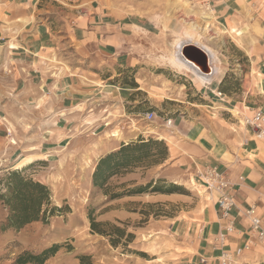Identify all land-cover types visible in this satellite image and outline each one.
Returning a JSON list of instances; mask_svg holds the SVG:
<instances>
[{
  "label": "rangeland",
  "instance_id": "rangeland-1",
  "mask_svg": "<svg viewBox=\"0 0 264 264\" xmlns=\"http://www.w3.org/2000/svg\"><path fill=\"white\" fill-rule=\"evenodd\" d=\"M26 1L12 0L3 9L5 0H0V193L6 191L8 173L19 170L46 184L51 191L48 207L60 210L20 229L2 230L8 209L0 202V264H17L19 255L40 254L54 245H59L57 252L44 264H175L181 256L182 239L172 226L200 211L209 196L207 188L193 179L194 172L178 168L177 172L164 173L169 151L162 155L155 145L151 151L154 156L112 176L104 188L93 185V173L103 156L104 142L119 139L112 133L122 136L142 126L151 135L131 142L144 138L162 142L167 148L183 145L185 136L173 126V119L183 112L191 116V111L159 96L156 104L129 105L128 112L137 116L130 115L122 123L117 120L116 106L113 113L108 112L111 108L107 102L87 96L80 105L63 111L66 119L58 120L61 100L46 94L41 72L51 68L53 78L58 79L68 68L58 53L48 55L40 48H22L21 40L25 26L36 28L43 16L54 17L63 7L52 0H38L37 4ZM109 1L119 15L129 14L156 25L151 27L156 32L150 28L151 34L144 37L147 42H140L135 55L147 76L162 73L169 92L168 81L176 74L170 60L177 35L165 26L170 22H181L182 29L188 22L210 25L213 6L208 0ZM239 3L242 6L235 23L245 29L240 38L223 29L211 40L198 36L225 55V59L221 56L227 69L225 89L235 100L233 106L225 103L219 107L217 101L210 107L193 106L194 116L205 109L211 116L209 123L219 132L224 127L220 118L233 123L231 128L240 125L246 130L242 121L246 107L264 105V98L253 92L256 78L260 83L264 70V0ZM209 12L211 17H206ZM257 99V105L250 104ZM149 111L156 113L153 121L145 118ZM168 119H172L169 126ZM140 187L145 192H129ZM155 187L160 191H152ZM115 194L123 196L112 198ZM91 218L98 223L96 230Z\"/></svg>",
  "mask_w": 264,
  "mask_h": 264
},
{
  "label": "crops",
  "instance_id": "crops-1",
  "mask_svg": "<svg viewBox=\"0 0 264 264\" xmlns=\"http://www.w3.org/2000/svg\"><path fill=\"white\" fill-rule=\"evenodd\" d=\"M11 1L5 0L2 3L3 9ZM37 1L34 0V4H37ZM52 1L63 7L61 13L54 17L42 15L36 23V28L27 24L30 27L25 26L21 47L31 50L35 48V51L40 48L43 54L48 55L52 52L58 53L68 68L62 78L58 79L53 78L51 68L41 72L46 94L61 100L56 113L57 119H66L67 114L63 111L80 105L87 96L107 102L105 104L111 108L108 112L113 113L112 109L116 106L119 109L117 120L122 123L128 120L130 115L133 118L137 116L136 113L128 112L129 105L145 104L147 101L156 104L159 96L181 109H189L191 116L183 112L173 119V126L186 140L180 146L169 145V161L166 162L164 173L177 172L178 168L188 172L191 170L197 184L206 187L201 178L205 168L216 166L225 172L234 185L236 206L230 218L234 230L226 235L224 243L218 240L227 220L221 217L217 195L208 191L209 196L200 211L190 214L189 219L183 218L175 222L172 226L178 235L181 234L179 236L182 239L179 243L181 256L175 260V264H219L217 257L222 249L234 250L247 241H253V244L239 260L248 264H264V241L252 233L249 219L244 214L245 209L255 205L264 224V140L254 138L240 125L231 128L230 124L233 123H228L224 118L219 120L224 121L220 124L224 127H221L220 132L215 131V126L209 123L212 121L211 116L204 108L194 116L193 106L210 107L211 103L215 104L216 101L219 102V107L225 103L233 106L235 100L226 91L224 83L227 69L222 57L225 59V55L208 44L218 57L217 63L212 59L215 73L211 82H203L193 71L174 66L176 74L169 79L170 90L167 92L165 88L168 83L162 78V73L159 71L154 73L153 77L147 76L146 69L138 67L140 62L135 55L142 46L140 42H147L144 37L151 34L150 28L156 27L154 23L138 21L129 14L119 15L115 4L109 0ZM239 1L243 2L207 1V4L214 8L211 26L209 25L211 32L215 31V28L220 31L224 26L237 27L235 16L242 6ZM165 27L175 33L177 39L188 30L187 24L182 29L181 22H170ZM151 29L156 32L154 28ZM217 70L220 74H217ZM128 74L132 75V79ZM261 74L260 83L256 78L253 92L257 97L261 95L264 98L262 69ZM250 104L257 105L258 99ZM250 108L252 107H246L245 114L252 113ZM142 128L138 126L137 131L130 129L123 132L119 139L104 142L101 155L117 149L123 143L131 142L136 137H149L151 132ZM202 258H205L206 262H202Z\"/></svg>",
  "mask_w": 264,
  "mask_h": 264
},
{
  "label": "trees",
  "instance_id": "trees-1",
  "mask_svg": "<svg viewBox=\"0 0 264 264\" xmlns=\"http://www.w3.org/2000/svg\"><path fill=\"white\" fill-rule=\"evenodd\" d=\"M160 147V154H167V146L159 141L141 138L137 142L123 143L118 149L103 155L93 173V185L104 188L109 179L123 170H128L133 165L148 160L154 156L151 153L153 146ZM154 161V160H153ZM6 191L0 193V202L8 209V215L1 229H20L25 225L38 221L57 207L49 208L51 204V191L49 187L32 178L26 177L19 170L8 173L6 177ZM152 191H160L156 187ZM130 193L145 192V188L130 190ZM129 193V194H130ZM123 194H115L112 198L121 197ZM46 207V208H45ZM92 228L96 230L98 223L91 218ZM59 245H54L40 254L25 252L19 255L15 262L17 264H44L46 260L57 252Z\"/></svg>",
  "mask_w": 264,
  "mask_h": 264
},
{
  "label": "built area",
  "instance_id": "built-area-1",
  "mask_svg": "<svg viewBox=\"0 0 264 264\" xmlns=\"http://www.w3.org/2000/svg\"><path fill=\"white\" fill-rule=\"evenodd\" d=\"M156 113L149 111L145 113V118L148 121H153ZM167 125L172 124V119H168ZM243 124L248 133L256 139H264V110L262 108L252 109L250 115L243 116ZM247 139H245V142ZM203 183L210 192L217 195V204L220 210L221 217L227 220L223 226V232L220 234L218 240L221 243L226 241V235L234 230L232 223L231 212L236 206L234 185L229 179L228 175L216 166L205 168L201 176ZM245 216L249 219L250 229L252 233L260 240L264 241V224L262 218L257 213V207L250 205L244 211ZM253 241H247L243 246L237 247L234 250L222 249L217 257L219 264H248L241 262L239 258L245 251L249 250ZM202 262H206L202 258Z\"/></svg>",
  "mask_w": 264,
  "mask_h": 264
},
{
  "label": "bare ground",
  "instance_id": "bare-ground-1",
  "mask_svg": "<svg viewBox=\"0 0 264 264\" xmlns=\"http://www.w3.org/2000/svg\"><path fill=\"white\" fill-rule=\"evenodd\" d=\"M206 17H211V14H207L205 15ZM209 20V19H208ZM211 26V25H210ZM208 24L204 25V26H199L195 23H187V28L188 30L187 31H184L183 34H181L178 39L176 40V42L174 43V51L172 53V58L170 60L171 64L175 67H177L178 69H187V70H190V71H193L189 65L185 64V62L182 61V59L180 58L179 56V48H181L182 46V43L186 40V41H193V42H199L202 44V47H204L206 50H208L211 55H212V59L214 60V62L217 61V58L216 57V53L215 51L206 43L202 42L201 39H199L198 36L200 37H204L206 38L207 40H211V39H214L213 36L214 34H219L220 31L216 30L214 33H211V28ZM221 26V25H220ZM245 29L244 28H240V27H231V28H227V27H223V32H227V33H230L231 35H234L237 36L240 38L243 33H244ZM197 43V44H199ZM200 44V45H201ZM14 46V45H13ZM214 56V57H213ZM218 62V61H217ZM216 62V63H217ZM215 65V64H214ZM218 65V64H217ZM216 65V68L218 67ZM221 69V68H220ZM196 73V72H194ZM197 74V73H196ZM217 74H220V71L217 70ZM216 74V75H217ZM198 75V78H200L201 81L203 82H208L210 81L211 82V78L213 77H206V76H203V75H200V74H197ZM209 82V83H210ZM235 111V110H234ZM245 115H250V114H245ZM243 121V120H242ZM111 136H115L117 138H120V134H116V133H112ZM162 137V136H161Z\"/></svg>",
  "mask_w": 264,
  "mask_h": 264
},
{
  "label": "water",
  "instance_id": "water-1",
  "mask_svg": "<svg viewBox=\"0 0 264 264\" xmlns=\"http://www.w3.org/2000/svg\"><path fill=\"white\" fill-rule=\"evenodd\" d=\"M179 56L197 74L206 77L214 75L215 68L212 62V55L201 45L192 41L185 42L179 50Z\"/></svg>",
  "mask_w": 264,
  "mask_h": 264
}]
</instances>
